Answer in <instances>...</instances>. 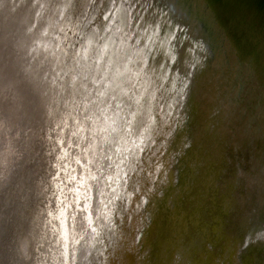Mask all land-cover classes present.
<instances>
[{
	"label": "bare ground",
	"instance_id": "bare-ground-1",
	"mask_svg": "<svg viewBox=\"0 0 264 264\" xmlns=\"http://www.w3.org/2000/svg\"><path fill=\"white\" fill-rule=\"evenodd\" d=\"M84 1L40 0L42 6L38 4L35 9L33 0H0V114L11 101L17 106L21 103L19 108L24 112L27 127L31 117L44 118L47 123L51 118L56 123L61 116L53 127H57L55 140L49 139L50 125L36 124L42 136L38 149L30 156L34 173L24 175L26 181L20 189L23 200L18 201L15 195V208L1 224L0 264H75V245L81 247L84 240L79 235L74 240L66 198L61 195L65 187L73 191L69 198L74 221L96 235L89 205L77 193L84 184L80 181L76 187L70 179L73 173L68 160L64 161L70 154L58 153L63 147L60 140L64 139L69 147L75 145L71 150L72 155L75 153L73 160L81 163L77 147L85 133L80 132L73 114L77 106L85 111L83 115H90L83 129L89 141L88 161H92L96 147L100 148V157L105 153L101 146L106 145L108 137L118 138L119 130L108 118L111 102L107 97L113 102L122 98L120 72H111L112 78L107 81L106 67L98 76L102 83L95 99H90L83 87L81 74L89 73L88 79L92 80L107 61L115 69L123 58L107 53L102 58L104 63L96 67L89 54H95L98 39L89 30L84 44L77 49V43L73 46L74 52L62 48L70 57L66 63L61 48H57L58 41L46 49L41 39V35H49L53 29L62 39L77 31L80 26L76 12L83 8ZM105 1L94 0L98 11L106 5ZM127 1L130 14L136 17L131 22L136 39L149 54L145 57V86L149 93L160 88L154 95L155 101L159 98L156 104L160 105L163 118L157 115L154 100L145 106L142 99L130 113L136 117L144 111V120L149 122L145 132H152L157 154L150 155L153 146L148 150L142 145L139 155L144 160L146 156L155 159L160 168L151 187L138 188L144 203L136 215V227L132 222L125 232L122 226L116 227L114 233L119 232L117 240L121 247L112 252L116 259H104L109 264H264V0H147L151 6L145 8L142 0ZM165 7L166 13L162 11ZM56 14L57 26L43 33L41 24L50 26L51 17ZM125 15L117 24L122 35L128 25ZM104 37L99 41L103 53L112 43ZM33 38L41 46L31 43ZM35 52L36 56L41 55L43 63L47 61L45 71L65 67L64 80L54 74V79L52 76L49 84L45 83V78H39V70L26 66L25 61ZM44 66H40L39 72ZM77 72L80 78L76 79ZM110 85L112 92H108ZM60 89H65L64 93ZM32 95L36 106L31 105ZM109 112L111 115L112 110ZM98 116L102 122L94 123ZM135 121L130 120L128 125L136 124ZM68 125L74 144L65 138ZM163 127L165 130L159 134L158 129ZM3 134L6 139V133ZM97 138L102 141L101 146ZM118 139L115 147L122 148V152L127 150L129 140ZM138 141L135 137V145ZM50 149L58 153L51 154ZM80 167L84 170L83 165ZM143 170L151 172L147 166ZM128 192L130 210L139 194ZM77 210L80 214L76 215ZM135 232L139 247L136 255L127 258L131 253L124 251L126 240Z\"/></svg>",
	"mask_w": 264,
	"mask_h": 264
},
{
	"label": "rangeland",
	"instance_id": "rangeland-1",
	"mask_svg": "<svg viewBox=\"0 0 264 264\" xmlns=\"http://www.w3.org/2000/svg\"><path fill=\"white\" fill-rule=\"evenodd\" d=\"M39 1L40 0H33L35 9L37 8L38 4H39L38 7L42 6V3H39ZM105 2H106V5L103 7H100V10L98 11V9L96 8V5H94V0H85L83 3L84 4L83 8L78 13L76 12L77 21L79 23L78 26L80 27L77 28L78 29L77 31L74 29L76 32L74 31L72 34L67 35V38L64 37L65 39H62L61 35L58 36L59 33L57 32V30H54V29L49 35H46V36L41 35V39L43 40L44 42L43 44L46 49L50 48L54 41L55 42L58 41L57 48L58 47L61 48L62 50L61 52H63L64 54L63 62L65 63L70 57H68L66 51L62 48L65 47L67 51L74 52L75 47L73 48V46H75L76 43L78 46V47L76 46V49L79 48V45L84 44L83 38L86 32H88V30L93 31V34L98 39L97 44H96L95 54L94 55L89 54L90 58L93 57V61L96 67L104 63L103 62L104 60H102V58H104L105 54L107 53H112L114 57L123 58V61H121L119 65H116L115 69H114L112 62L107 61L102 70L100 69L96 71L97 73L99 72V74H97L94 77V79L92 78L93 81L88 79L89 73L87 74L84 73V75L81 74L82 75L81 79L84 82L83 87L88 91V94L91 97L90 99H93V97L95 99L97 97L95 92L102 83L101 82L102 78L99 79L98 76L104 72L106 67L109 68L108 69L109 71L107 70L106 72V75L108 74V76L106 77L107 81H109L110 78H112L111 72H113L116 69L117 71L115 72L117 74L120 72L118 76L122 77V83L124 87L123 95H121L122 98L120 99V101L117 100L113 102L112 99H109V97H107L108 98L107 100H109V103L111 102L110 105L108 106L110 107L108 108V110L109 111L112 110V114L110 115L109 111L108 113L107 112L106 113L108 114L109 121L113 122V126L115 128L117 127L118 128L117 130H119V134L116 130H113L112 132H117L118 138L124 137L127 139V141L129 140L130 144L128 143V146H127L128 149L122 152V148L118 149L117 147H115L119 140L116 136H112V138L110 139L108 137L106 141L107 143L104 141V143H106L105 146L104 145L101 146L100 143L102 141L100 142V138H97L96 140L97 141L99 140L98 142L96 141L97 144L101 146L103 149H105L106 151L104 154L101 153V157H100V155L98 154V152H100L99 151L100 148L96 147V150H94L93 155H92L93 156L92 161L91 160L88 161V154L86 152V146H88L89 141H88V136L86 135V132L83 129H85L84 126L88 123L90 115L89 114L86 116L83 115L85 111H81L82 108L80 106H77L76 111H74L73 114L75 115L74 117L77 119L78 125H80L81 127L80 132L83 134L85 133L84 139L80 141L79 149L77 147V154H78V157L81 159V163L77 164L73 160V156L75 155V153L74 155H72L71 150H74L75 145H71L69 147L68 144H66L67 141L64 142V139L60 138L61 139L60 143H61V146L63 147L62 149H60L59 153L57 151H54L53 149H50L48 151L51 154H53L54 152V155H56L57 153L60 154V152H63V151L64 153L66 151L67 153L70 154L71 158L69 157V159H67L65 157L66 159H64V161L67 162L68 160L70 170L73 173L72 175L76 177L74 181L72 180V182L76 184V187H78V185L80 186V183H79L80 181L81 183L83 182L84 187H82V190H77L78 197L80 196V198H85V201L88 203L89 209L91 210V214L93 216L92 220H93V225L95 227L96 235L90 232V230L89 232H87L88 228H85V227L83 228L80 224H77V222L74 221L75 215L72 213L73 207H72V204H70L71 200L69 198V196L72 194L73 191L67 189L66 187L65 189L61 191V195L63 196V198L64 199L66 198L65 199V203L67 205L66 211L68 212L67 215L70 220V223L72 224V229L75 234L74 240L75 238H77V235H79L80 238L84 240L82 241L81 247H80V244L76 243L75 245V249H76L75 250L76 256L74 257L75 264H109L107 258L106 259L104 258L107 256L114 257L112 252H114L115 250H119L121 247V245L119 244L121 241L117 240L119 239V235H118L119 232L114 233V231H116L114 229H117L119 226H122V229H123L122 231L124 230L128 231L130 228L131 222L132 224H134V227H136L135 225V222L137 220L136 215L139 213V210L143 206V203H144L143 195L139 194L138 188L140 185L142 186L141 190H145L151 187L152 181L155 178L154 175H156L158 171L157 169L160 168L159 162L155 161V159L151 160L150 156L148 158L146 156L144 157L145 158L144 160L142 156L140 157L139 155L142 152V150L140 149V146L142 145L143 146L146 145V148L148 150L151 149V147L153 146L151 149L150 155H153L155 157L157 154L156 152L157 147L154 148V143H153L154 140L152 137V132H145V128L146 127L148 128L149 122L144 120V117H143L144 111L142 112L140 111L139 114H136V117L134 116L135 114L133 115L132 113H130L131 108L133 106L140 105L142 99L144 100L142 102H144L143 104L145 106H148L147 104H149V101L154 100L153 102H155V104L156 102L159 101V98H157V101H155L156 98L154 94L157 93L160 90V88L157 89L158 91L156 90L153 93L152 92L149 93V89L147 88V86H145L146 78H147L145 74L146 73L145 72V64H146L145 57L149 55V54L147 55L148 50L146 46L143 45V43H140L136 39V36L134 33V27L131 24L132 20H134V18L136 17L130 14V8L128 7L129 6L128 4L130 3H128L127 0H106ZM142 2H143L142 8L151 6V4H149L147 0H142ZM161 9H163V7H161ZM164 9L165 10H162V11H165L166 13L168 8L165 7ZM137 12L140 13V11H137ZM122 14H126L125 15L126 21H127L126 24H128L126 25V28H125L126 31L122 32L123 35L120 34L121 32L117 25L119 23V19ZM57 18H58L57 14L51 17V25L49 24L50 26H45L46 24L45 25L41 24V30L43 31V33L45 29L49 30L51 27L53 28L57 26V23H58ZM99 24H101V29L99 28ZM97 27L100 30H98ZM145 30H146V27L142 31H145ZM83 31H85L84 34L82 33ZM155 32H156L155 35H157L158 33L157 28ZM102 35L103 37L104 35L107 36V38L106 37L104 38L110 40V43L112 42L111 45L108 47L109 49H107V51H105L104 53L102 51V46H100L101 44L99 42L102 39ZM170 39H172V37ZM31 43H36L41 46V43L36 38H33V41ZM57 48L55 47L54 50H57ZM36 53L37 52L31 53L30 60L29 61L26 60L25 65L26 66L29 65L31 69L34 67L37 69V71L38 70L40 71V66H44V65L47 66L46 65L47 61H45L46 63H43L44 61L42 62L41 55L39 56L37 55L38 56L37 57ZM140 54L141 56H139ZM45 58L43 57V59ZM30 62L31 64H29ZM45 66L43 67L44 68L43 71L41 72L38 71V73L40 74L39 78L41 79L45 78L44 80L45 83L49 84L48 82L49 78H52L53 76V79H54L55 75H59L61 81L64 80L66 76V72H67L66 71L67 69L65 67L59 66L54 71L48 72V71H45ZM78 74L79 72L75 73L74 78L77 79V77L79 76ZM60 80L58 81L60 82ZM165 86L166 84H164V87ZM62 90L64 93L65 89H60L59 91H62ZM101 90L102 92H104L103 88ZM110 91L112 92L111 85L108 86V92ZM175 93L177 95L176 91H173L172 94H175ZM109 94L111 93H108V95ZM111 96L112 94L110 95V97ZM137 96L138 98H136ZM20 100L22 101V98ZM30 102H31V105L33 103V106H36V103H35L36 99H34L33 95L31 97ZM13 105L14 104L11 101H8L7 104L4 106L3 112L0 114L1 116L0 133L2 132L0 134V150L1 151L4 150L3 149L4 146L7 147L4 150V152L0 151V156L2 155L0 158V162H1L0 163V231H1V224H3V221L10 218L11 216L10 214L15 208V195L18 196V201L22 202L23 200V197L22 199L20 198V192L22 191L20 189L22 188V186L25 184V181H26V179L24 178V175L27 174L28 172L31 175L34 173V170H32V165H31L32 159L30 158V156H32V151L34 152L35 148L38 149V146H37L39 144L38 141L42 136L41 135L42 133L40 132L41 129L40 128L38 129V126H36V124H38V122L40 124L44 123L43 120L37 117L36 118L31 117L30 118L31 123L27 127L25 123L24 112L22 111L21 108H19V106L21 107V103H19L18 106L17 105L13 106ZM159 106L160 105L156 106L157 108L156 111H157V115H159L161 119V116L163 118V115H161L162 111H160L161 107L159 109ZM89 110H92V109H89ZM93 110H95V112L97 113L98 109L97 107H94L93 105ZM53 113H54V110L51 109V114L53 115ZM116 114L119 118L118 120L116 119ZM4 116L5 117L8 116V117H6L5 119ZM59 119H61V116L58 115L56 119V123L52 121L51 118L50 120H48V123H46V125L51 126L49 134H48L50 140L54 139L56 136L57 127L55 126V129L53 127H54V124L57 125V121ZM71 119L73 120L72 117ZM130 120H134L136 124L130 123V125H128ZM7 121L9 122L7 123ZM13 121L15 122V124ZM100 122H102V120L100 116H98V118H96L94 123H100ZM4 123H6V125H4ZM16 124L18 126H16ZM7 125L8 126L10 125V126L8 127ZM70 126L71 125H68V128H66L65 134L67 136L65 138L69 140L70 144L71 143L74 144V142H72L73 140L71 141L72 137H70V134H71ZM164 130L165 128L163 127L161 129H158L157 132L161 134ZM16 131L18 133H16ZM68 132L70 134H68ZM3 133H6L5 136L7 135L6 139ZM99 134H95V136H98ZM141 134L143 136L139 137ZM114 135H116V133H114ZM8 137H9V140H8ZM135 137H137V139L139 140L138 142H136V145L134 143ZM13 138L14 140H11ZM10 142L11 143L15 142V144L13 145ZM65 147H67L66 150H64ZM116 148L117 150L120 151V152L118 151L117 154H116V151L114 150ZM7 149H10V150H7ZM4 153L6 155H4ZM118 155H121L122 158L121 156L119 158ZM3 156H6L5 157L6 159ZM138 156L140 157L139 159H138ZM2 161L5 163H3ZM140 161L142 164L140 163ZM60 163L62 165V160ZM81 165H83L84 170H82V168L80 167ZM146 166L148 168L149 167L151 168L150 174H147V172L143 170L146 168ZM155 166L156 168L153 169V167ZM98 167L101 168L100 171L97 170ZM10 171H12V173ZM128 190H130L131 192H135L136 194H139V199L133 202V205L131 206L130 210H129V200L131 198L129 197L130 195L128 194L129 193ZM17 206L20 207L19 202ZM77 214H80L78 210H77L76 215ZM133 215H134V218L132 219ZM113 216L116 219H114ZM135 233L130 238L128 237L126 240L127 242L125 245L126 247H124V251H128L129 253H131L129 254V257L127 258H130V255H136L137 248L139 247V245L137 244L138 234L137 233L135 234ZM95 237L97 240L95 239ZM105 244H106V247L104 246ZM103 249L105 250L103 251ZM114 259H116V257H114Z\"/></svg>",
	"mask_w": 264,
	"mask_h": 264
},
{
	"label": "snow or ice",
	"instance_id": "snow-or-ice-1",
	"mask_svg": "<svg viewBox=\"0 0 264 264\" xmlns=\"http://www.w3.org/2000/svg\"><path fill=\"white\" fill-rule=\"evenodd\" d=\"M106 19H107V17H106ZM77 163H79V161H77ZM62 171H64V170L62 169ZM57 175H59V173ZM53 179H56V177H54ZM70 179L74 181L76 179V177L72 176Z\"/></svg>",
	"mask_w": 264,
	"mask_h": 264
},
{
	"label": "water",
	"instance_id": "water-1",
	"mask_svg": "<svg viewBox=\"0 0 264 264\" xmlns=\"http://www.w3.org/2000/svg\"><path fill=\"white\" fill-rule=\"evenodd\" d=\"M42 120H44V118ZM43 122L47 123V121H43Z\"/></svg>",
	"mask_w": 264,
	"mask_h": 264
}]
</instances>
